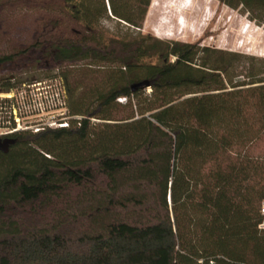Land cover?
Returning <instances> with one entry per match:
<instances>
[{
  "label": "trees",
  "instance_id": "16d2710c",
  "mask_svg": "<svg viewBox=\"0 0 264 264\" xmlns=\"http://www.w3.org/2000/svg\"><path fill=\"white\" fill-rule=\"evenodd\" d=\"M218 1L264 25V0ZM150 3L0 0L34 15L0 65L58 78L81 117L0 151V264H264V76L140 33Z\"/></svg>",
  "mask_w": 264,
  "mask_h": 264
},
{
  "label": "rangeland",
  "instance_id": "374dc122",
  "mask_svg": "<svg viewBox=\"0 0 264 264\" xmlns=\"http://www.w3.org/2000/svg\"><path fill=\"white\" fill-rule=\"evenodd\" d=\"M7 8L0 11V54L10 53L27 44L33 33V10L21 6ZM103 23L110 31H125L115 20ZM139 32L163 41L198 43L199 47L219 50L229 66L227 74L234 80L264 76V25L250 20L240 8L232 9L218 0H151ZM84 63L89 62L75 61L72 65ZM30 65L22 70H13L14 65H0V81L13 75L26 80L25 84L58 80L43 78L44 71ZM22 84L11 89L15 95ZM6 92L0 91V94Z\"/></svg>",
  "mask_w": 264,
  "mask_h": 264
},
{
  "label": "built area",
  "instance_id": "2783aa9c",
  "mask_svg": "<svg viewBox=\"0 0 264 264\" xmlns=\"http://www.w3.org/2000/svg\"><path fill=\"white\" fill-rule=\"evenodd\" d=\"M1 95L0 138L21 131L37 133L80 124L81 117L68 112L65 89L59 80L23 83L17 95L13 90ZM260 211L264 214V202Z\"/></svg>",
  "mask_w": 264,
  "mask_h": 264
},
{
  "label": "water",
  "instance_id": "95a60500",
  "mask_svg": "<svg viewBox=\"0 0 264 264\" xmlns=\"http://www.w3.org/2000/svg\"><path fill=\"white\" fill-rule=\"evenodd\" d=\"M12 140H4L0 141V151L2 153H6L8 151L9 145L12 144Z\"/></svg>",
  "mask_w": 264,
  "mask_h": 264
},
{
  "label": "flooded vegetation",
  "instance_id": "af4514ba",
  "mask_svg": "<svg viewBox=\"0 0 264 264\" xmlns=\"http://www.w3.org/2000/svg\"><path fill=\"white\" fill-rule=\"evenodd\" d=\"M18 87H20V86H18ZM4 140H12L14 142L13 138L10 135L0 138V141H4Z\"/></svg>",
  "mask_w": 264,
  "mask_h": 264
},
{
  "label": "bare ground",
  "instance_id": "6f19581e",
  "mask_svg": "<svg viewBox=\"0 0 264 264\" xmlns=\"http://www.w3.org/2000/svg\"><path fill=\"white\" fill-rule=\"evenodd\" d=\"M181 6V5H180ZM186 6V3L184 4V5H182L181 7L183 8V7H185ZM185 9V8H184ZM179 10V9H178ZM183 10V9H182ZM177 11V10H176ZM178 13V12H177ZM166 21V20H165ZM168 22V21H167ZM166 23V22H165ZM168 24V23H167ZM179 24V23H178ZM180 25H181V23H180ZM179 25V26H180Z\"/></svg>",
  "mask_w": 264,
  "mask_h": 264
}]
</instances>
